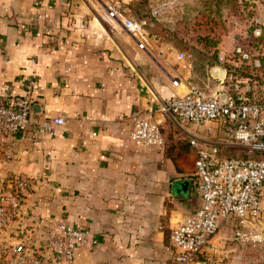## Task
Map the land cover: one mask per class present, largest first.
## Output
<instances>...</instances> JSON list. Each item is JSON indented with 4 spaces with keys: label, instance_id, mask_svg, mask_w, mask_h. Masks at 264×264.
Here are the masks:
<instances>
[{
    "label": "crops",
    "instance_id": "crops-1",
    "mask_svg": "<svg viewBox=\"0 0 264 264\" xmlns=\"http://www.w3.org/2000/svg\"><path fill=\"white\" fill-rule=\"evenodd\" d=\"M135 1L0 0V98L7 88L21 96L22 80L35 73L39 122L65 120L53 136L38 137L31 128L13 139L12 159L0 148V202L11 176L34 180L0 236L24 245L42 264H57L47 242L62 221L87 232L75 264H174L170 232L201 207V198L169 148L186 133L206 148L226 140L214 123L180 129L157 113L168 98L219 90L226 52L213 46L216 59L201 48L187 50L165 36L173 32L160 25L152 5L157 25L140 21L130 8ZM132 24L141 30L132 33ZM138 116L161 123L163 149L130 139ZM181 180L188 189H175ZM220 230L210 261L262 263L263 245L233 241L234 222Z\"/></svg>",
    "mask_w": 264,
    "mask_h": 264
},
{
    "label": "built area",
    "instance_id": "built-area-1",
    "mask_svg": "<svg viewBox=\"0 0 264 264\" xmlns=\"http://www.w3.org/2000/svg\"><path fill=\"white\" fill-rule=\"evenodd\" d=\"M110 16L114 17V13ZM127 27L132 33L141 30L138 24ZM183 57L181 54L180 58ZM261 60L264 48L253 55L245 46H238L232 54L220 59L223 77L220 89L213 95L206 96L193 89L184 96L168 98L157 110L180 129L214 123L226 136V140L206 148L197 138L185 135L196 156L194 181L201 207L170 232L169 251L175 264H200L207 259L213 239L225 223L234 222L235 243L264 244V230L259 228L264 223V69L256 67ZM38 80V75L29 74L22 80L21 96H15L7 88L6 99L0 98V148H7L8 159L14 157L11 141L19 135L33 128L38 137L53 136L64 125V117L32 125L31 110ZM130 139L157 149H163L167 143L161 123L152 116L134 119ZM228 148H239L246 154L225 157L223 149ZM33 185L34 180L27 176L9 178L1 196L0 228L19 215ZM86 241L87 232L62 221L47 246L57 264H75ZM10 254L15 260L9 264H42L22 244L13 247Z\"/></svg>",
    "mask_w": 264,
    "mask_h": 264
},
{
    "label": "rangeland",
    "instance_id": "rangeland-1",
    "mask_svg": "<svg viewBox=\"0 0 264 264\" xmlns=\"http://www.w3.org/2000/svg\"><path fill=\"white\" fill-rule=\"evenodd\" d=\"M241 1L243 0H239L236 9L233 2L219 8L216 0H136L130 6L132 10L134 8L142 12L146 9L151 11L149 5H152L153 9L161 13L163 23L160 25L166 26L169 32H173L166 33L165 36L184 44L186 46L184 47L191 52L201 48L202 53L213 55L217 52L213 49L215 48L213 43H217L227 55L232 54L239 45L245 46L247 51L256 55L260 50L254 46L257 44L254 35L256 29L264 26V0H247V3L245 2L247 5ZM245 154L239 148H228L223 153L225 157ZM175 189H188V184L181 180L176 184ZM262 245L264 247V244ZM13 247L0 236V264H9L11 260H15V256L10 254ZM210 258L201 261L206 264L227 262H214L210 261ZM172 262L174 263L173 260ZM243 264H257V262L244 261ZM259 264H264V258Z\"/></svg>",
    "mask_w": 264,
    "mask_h": 264
},
{
    "label": "trees",
    "instance_id": "trees-1",
    "mask_svg": "<svg viewBox=\"0 0 264 264\" xmlns=\"http://www.w3.org/2000/svg\"><path fill=\"white\" fill-rule=\"evenodd\" d=\"M140 1V0H138ZM229 1V2H228ZM216 0V5L220 8L224 5H227L230 2H233L234 9L235 7L239 6V0ZM247 0H243L241 2L245 3ZM247 3V2H246ZM244 5H247V4ZM140 4V3H138ZM132 5V4H131ZM137 4H134V6ZM131 8V6H130ZM138 19L140 21H148L153 22L155 25L154 18L150 15V10L146 9V11H138L135 10ZM254 40L257 44L254 46L256 48H259V50H262L264 48V26L260 27L255 30ZM213 46H217V43H213ZM241 46V45H239ZM238 47V46H237ZM214 58H218V51L214 53ZM254 66L257 65V63H253ZM259 69H264V60H261L260 63L256 66ZM169 151H171L170 157L175 165V168L179 173L184 174L185 176L189 178L194 179V173H195V164H196V156L193 152H191L190 144L187 141H179L176 144H174L171 148H169ZM17 217H13L11 220H15Z\"/></svg>",
    "mask_w": 264,
    "mask_h": 264
},
{
    "label": "water",
    "instance_id": "water-1",
    "mask_svg": "<svg viewBox=\"0 0 264 264\" xmlns=\"http://www.w3.org/2000/svg\"><path fill=\"white\" fill-rule=\"evenodd\" d=\"M41 105L39 104H34L31 110V123L32 125H38L39 123V119L38 116L41 114ZM187 182V181H186ZM187 184L189 185V182H187Z\"/></svg>",
    "mask_w": 264,
    "mask_h": 264
}]
</instances>
